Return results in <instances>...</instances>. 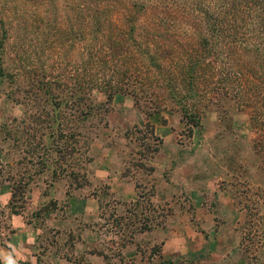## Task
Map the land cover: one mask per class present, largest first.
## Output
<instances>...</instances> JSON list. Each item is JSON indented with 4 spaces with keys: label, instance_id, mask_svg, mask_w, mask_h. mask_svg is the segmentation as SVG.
Here are the masks:
<instances>
[{
    "label": "rangeland",
    "instance_id": "obj_1",
    "mask_svg": "<svg viewBox=\"0 0 264 264\" xmlns=\"http://www.w3.org/2000/svg\"><path fill=\"white\" fill-rule=\"evenodd\" d=\"M72 1L47 0L50 5L39 8L41 0H22L25 6L19 11H10L11 22L6 29L0 25V39H7L4 54H0L3 70L0 76V246L6 244L13 232L9 218L15 215L14 211L42 229L37 246L47 249L56 242V236L43 228L41 219L46 210L57 208V198L67 199L76 191L88 195L94 191L89 185L95 184V192L101 191L103 200L109 201V185L100 181V175L96 178L97 170L107 172L108 176L126 177L139 188L142 199L138 204H119L118 207L111 199L113 202L103 205L105 225L110 231H121L125 244L139 233L164 225L173 207L194 209L190 202L195 192L191 190L184 191L172 208L158 209L152 201L157 181L155 163L167 169V161H160L166 152V156H172L175 161L167 169L165 178L176 167L186 169L184 172L193 177L206 179L209 184L207 202L212 211L218 209L213 199L215 184L232 186L233 196L240 198L249 214L247 223L242 226L245 257L250 259L248 264H264L258 257L260 249L264 250V216L260 215L264 213V152L254 149L257 136L250 117L234 103L227 102L221 111L208 110L200 126L192 128L171 105L167 110L148 116L131 96H115L108 113L106 107L98 106L93 116L80 119L77 114L72 116L74 111L70 107L61 104L64 97L61 91L53 89L50 96L43 86H36V95H28L33 84L31 73L41 76L45 70L49 76L56 65L59 74L58 62L77 66V53L71 46L67 50L69 57L62 50L57 57L54 52L46 51L44 42L48 31L44 25L40 28L45 31L41 29L43 33L39 35L30 29L35 16H40L45 23L57 17L58 22L68 26L75 16L73 7L67 8ZM20 24L23 27L18 36L15 29ZM39 78L42 82L43 77ZM96 96L99 104H106L104 95ZM162 137L168 139L169 147H165ZM72 148L76 150L73 154ZM157 171L160 176L161 171ZM219 180H223L221 184ZM83 183L78 189L77 185ZM21 187L24 193H18L14 200L13 194ZM34 200H40L42 205L35 208ZM64 204L62 202L59 208L62 216H66ZM192 223L197 231L204 230L195 218ZM67 248L62 250L66 254L69 253ZM154 254L160 256L159 247L148 255ZM159 261L151 262L159 264Z\"/></svg>",
    "mask_w": 264,
    "mask_h": 264
},
{
    "label": "trees",
    "instance_id": "obj_2",
    "mask_svg": "<svg viewBox=\"0 0 264 264\" xmlns=\"http://www.w3.org/2000/svg\"><path fill=\"white\" fill-rule=\"evenodd\" d=\"M41 3L39 8L50 5ZM22 5V0H0L4 29L10 11ZM70 6L75 16L69 27L51 14L54 20L48 23L35 16L30 29L39 35L44 25L46 51L57 57L71 46L77 66L58 62L59 74L56 65L49 76L45 70L41 76L31 73L28 95H36V86L50 96L53 89L61 91V104L80 119L93 116L98 106L108 113L115 96H131L148 116L171 105L192 128L208 110L221 111L231 102L249 115L257 136L254 149L264 152V0H74ZM22 27L15 29L18 36ZM5 39H0V54ZM96 94L104 95L106 104H99ZM18 193L24 188L14 200Z\"/></svg>",
    "mask_w": 264,
    "mask_h": 264
},
{
    "label": "crops",
    "instance_id": "obj_3",
    "mask_svg": "<svg viewBox=\"0 0 264 264\" xmlns=\"http://www.w3.org/2000/svg\"><path fill=\"white\" fill-rule=\"evenodd\" d=\"M162 139L165 147H169L168 139ZM166 154L163 152L160 161H167L165 164L168 169L175 160ZM167 169L160 167L159 162L155 163L154 177L157 181L152 196L153 203L158 209L172 208L184 191L191 190L195 192L190 202L194 209L173 207L172 211H168L171 215L167 216L164 225L139 233L125 244L121 231H110L109 226L105 225L103 205L113 200L118 207L119 204H137L140 201L139 188L134 181L126 177L108 176L107 172L99 173L97 170L96 178L100 175V181L107 182L110 198L113 200L105 202L101 191L98 194L95 192V184L89 185L94 191L88 195L76 191V194L67 199L57 198V208L46 210L41 219L43 228L56 236V242L47 249L37 246L42 229L37 227L35 222H30L22 215L11 216L9 225L13 232L6 244L0 246V263L151 264V261L160 260L159 264H186L190 261H208L207 264H248L250 259L245 257L242 226L247 223L249 214L240 198L233 196L232 186L215 184L213 199L217 201L218 208L215 212L207 202L209 184L206 179L193 177L184 172L186 169L176 167L165 178ZM95 170L96 167L93 171ZM157 170L161 171L160 176ZM219 181L221 184L223 180ZM3 201L7 199L3 198ZM62 202L65 203L66 216L59 215ZM33 205L37 208L42 204L40 200H34ZM260 215L264 216V213ZM192 218H195V222L201 224L200 228L204 230L197 231L192 225ZM210 222L212 226H209ZM64 247H69L68 254L62 251ZM157 247L160 249V256L148 255ZM263 251L260 249L258 257L264 261Z\"/></svg>",
    "mask_w": 264,
    "mask_h": 264
}]
</instances>
